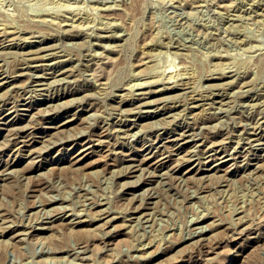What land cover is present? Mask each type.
<instances>
[{
  "label": "rangeland",
  "instance_id": "rangeland-1",
  "mask_svg": "<svg viewBox=\"0 0 264 264\" xmlns=\"http://www.w3.org/2000/svg\"><path fill=\"white\" fill-rule=\"evenodd\" d=\"M0 71V264H264V0H0Z\"/></svg>",
  "mask_w": 264,
  "mask_h": 264
},
{
  "label": "bare ground",
  "instance_id": "bare-ground-1",
  "mask_svg": "<svg viewBox=\"0 0 264 264\" xmlns=\"http://www.w3.org/2000/svg\"><path fill=\"white\" fill-rule=\"evenodd\" d=\"M30 29H31V28H30ZM37 29H38V28H37ZM35 30H36V29H35ZM35 30H34V32H35ZM39 31L42 32L41 29H40ZM1 32H2V31H1ZM45 32H46V31H45ZM5 33H6V32H5ZM43 33H44V32H43ZM48 33H49V32H48ZM46 34H47V33H46ZM49 34H50V33H49ZM5 35H6V34H5ZM7 35H8V34H7ZM3 37H4V35H3ZM7 37H8V36H7ZM9 37H10V36H9ZM45 38H47V37H45ZM3 40H5L4 42H6V38L3 39ZM46 40H47V39H46ZM1 41H2V39H1ZM43 41H44V40H43ZM1 43H2V42H1ZM5 44H6V43H5ZM3 45H4V44H3ZM6 45H8V44H6ZM50 49H51V48H50ZM48 50H49V49H48ZM29 53H31V52H29ZM25 57H26V56H25ZM29 57H30V56H29ZM32 57H33V56H32ZM41 57L43 58V56H41ZM41 57H40V58H41ZM30 58H31V57H30ZM47 59H48V58H47ZM45 60H46V59H45ZM19 62H20V61H19ZM59 62H60V61H59ZM64 63H65V62H64ZM64 63H63V64H64ZM14 64H15V63H14ZM19 64H20V63H19ZM58 64H59V63H58ZM32 65H33V63H32ZM53 65H54V64H53ZM60 65L62 66V64H60ZM23 67H24V66H23ZM13 68H14V67H13ZM31 68H32V67H31ZM22 69H23V68H22L21 66H19V65L17 66V64H16V68H15V71L13 72V74H14V73H16V74L19 73V74H18V75H12L11 77H12V78H15V77L23 76V74H22ZM26 70H27V69H26ZM56 71H57V70H56ZM72 71H73V70H72ZM0 72H1V71H0ZM2 72H3V71H2ZM24 72H25V71H24ZM26 73H27V72H26ZM60 73H61V71H60ZM66 73H67V72H66ZM68 73H69V72H68ZM4 74H5V73H4ZM7 74H8V73H7ZM51 74H52V73H51ZM2 75H3V74H2ZM9 75H10V74H9ZM26 75H27V74H26ZM56 75H57V74H56ZM31 76H32V75H31ZM43 76H44V75H43ZM54 76H55V74H54ZM54 76H53V77H54ZM1 77H2V76H1ZM37 77H40V76H37ZM227 77H228V76H227ZM20 78H21V77H20ZM30 79H31V78H30ZM208 79H210V78H208ZM23 80H24V79H23ZM64 80L66 81V79H64ZM31 81H32V80H31ZM1 82H2V83L0 84V86H4L8 81H7V82H3V81H1ZM63 82H64V81H63ZM66 82H69V81H66ZM8 83H9V82H8ZM20 83H21V82H20ZM23 83H24V82H23ZM27 83H28V82H27ZM27 83H26V84H27ZM29 83H30V82H29ZM10 84H11V83H10ZM12 84H13V83H12ZM21 84H22V83H21ZM31 84H32V83H31ZM42 84H43V83H42ZM42 84H41V85H42ZM49 84H50V83H49ZM51 85H52V84H51ZM17 86H19V85H17ZM176 86H177V85H176ZM11 87H12V86H11ZM43 87H45V86H43ZM49 87H50V85H49ZM52 87H53V86H52ZM173 87H174V86H173ZM177 87H178V86H177ZM179 88H180V87H179ZM11 89H12V88H11ZM46 89H47V87H46ZM218 89H219V88H218ZM8 90H9V88H8ZM13 90H15V89H13ZM16 90H17V89H16ZM29 90H30V89H29ZM32 90H33V89H32ZM44 90H45V89H44ZM44 90H43V91H44ZM54 90H55V89H54ZM54 90H53V91H54ZM221 90H222V89H221ZM224 90H225V89H224ZM18 91H19V90H18ZM20 91H21V90H20ZM20 91H19V92H20ZM30 91H31V90H30ZM33 91H34V90H33ZM35 91H36V90H35ZM50 91L52 92L51 89H50ZM78 92H79V91H78ZM187 92H188V91H187ZM217 92H218V91H217ZM10 93H12V91H11ZM30 93H31V92H30ZM63 93H64V92H63ZM220 93H221V92H220ZM50 94H51V93H50ZM135 94H136V93H135ZM137 94H138V93H137ZM145 94H147V93H145ZM182 94H184V93H182ZM218 94H219V93H218ZM223 94H224V93H223ZM225 94H226V93H225ZM10 95H11V94H10ZM10 95H9V96H10ZM28 95H29V94H27V96H28ZM37 95H38V94H37ZM142 95H143V94H142ZM142 95H140V96L143 97L144 95H143V96H142ZM9 96H8V97H9ZM15 96H16V94H15ZM15 96H14V97H15ZM27 96H26V97H27ZM49 96H50V95H49ZM130 96H132V95H130ZM224 96H225V95H224ZM224 96H223V97H224ZM6 97H7V96H6ZM6 97H5V98H6ZM28 97H29V96H28ZM146 97H147V96H146ZM192 97H193V96H192ZM19 98H21V96H20ZM204 98H205V97H204ZM204 98H202V99H204ZM210 98H211V97H210ZM6 99H7V98H6ZM13 99H14V98H13ZM23 99H24V98H23ZM127 99H128V98H127ZM131 99H132V98H131ZM135 99H136V98H135ZM194 99H195V98H194ZM196 99H198V98H196ZM4 100H5V99H4ZM10 100H11V99H10ZM15 100H16V99H15ZM47 100H48V99H47ZM143 100H144V98H143ZM191 100H192V99H191ZM2 101H3V100H2ZM5 101H6V100H5ZM59 101H61V100H59ZM122 101H123V100H122ZM176 101H177V100H176ZM179 101H180V100H179ZM213 101H214V100H213ZM215 101H216V100H215ZM215 101H214V102H215ZM6 102H7V101H6ZM11 102H12V101H11ZM51 102H52V101H51ZM133 102H134V101H133ZM133 102H132V103H133ZM142 102H143V101H142ZM172 102H173V101H172ZM177 102H178V101H177ZM188 102H189V101H188ZM202 102H203V101H202ZM217 102H218V101H217ZM2 103H3V102H2ZM2 103H1V104H2ZM119 103H120V102H119ZM132 103H131V104H132ZM138 103H140V102H138ZM155 103H156V102H155ZM157 103H158V102H157ZM178 103H179V102H178ZM180 103L182 104V102H180ZM215 103H216V102H215ZM54 104H55V103H54ZM121 104H122V103H121ZM199 104H200V102H199ZM199 104H198V105H199ZM204 104H205V103H204ZM212 104H213V103H212ZM13 105H14V104H13ZM15 105H16V104H15ZM66 105H67V104H66ZM135 105H136V104H135ZM192 105H193V104H191V106H192ZM194 105H195V103H194ZM200 105H202V104H200ZM0 106H1V105H0ZM10 106H11V105H10ZM49 106H50V105H49ZM61 106H62V104H61ZM61 106H60V107H61ZM137 106H139V105H137ZM175 106H176V105H175ZM196 106H197V105H196ZM204 106H205V105H204ZM211 106H212V105H211ZM211 106H210V108H211ZM66 107H67V106H66ZM131 107H133V106H131ZM134 107H135V106H134ZM179 107H180V106H179ZM181 107H182V106H181ZM184 107H185V106H184ZM212 107H213V106H212ZM8 108H9V107H8ZM21 108H22V107H21ZM25 108H26V107H25ZM27 108H28V107H27ZM46 108H47V107H46ZM51 108H52V107H51ZM57 108H58V107H57ZM139 108H140V106H139ZM141 108H142V107H141ZM167 108H170V107H167ZM176 108H177V106H176ZM201 108H202V107H201ZM214 108H215V107H214ZM6 109H7V108H6ZM54 109H55V108H54ZM121 109H123V108H121ZM135 109H136V108H135ZM137 109H138V108H137ZM162 109H163V108H162ZM164 109H165V108H164ZM164 109H163V110H164ZM190 109H191V108H190ZM193 109H194V108H193ZM10 110H13V109H10ZM57 110H59V109H57ZM61 110H62V109H61ZM63 110H64V109H63ZM146 110H147V109H146ZM184 110H185V109H184ZM186 110H188V109H186ZM150 111H151V110H150ZM153 111H154V110H153ZM201 111H202V110H201ZM46 112H47V111H46ZM48 112H49V111H48ZM48 112H47V113H48ZM53 112H54V111H53ZM132 112H133V111H132ZM6 113H7V112H6ZM130 113H131V112H130ZM134 113H135V112H134ZM156 113H157V112H156ZM201 113H202V112H201ZM3 114H4V113H3ZM121 114H122V113H121ZM121 114H120V115H121ZM125 114H126V113H125ZM149 114H150V113H149ZM149 114H148V115H149ZM192 114H193V113H192ZM195 114L200 115L199 113H196V112H195ZM4 115H5V116H4ZM4 115H3L4 117H2L1 119L4 120L6 123L9 122V119H10V118L7 119V117H8L9 115H6V114H4ZM32 115H33V114H32ZM170 115H171V113H170ZM210 115L212 116V114H210ZM34 116H36V115H34ZM43 116H44V115H43ZM122 116H123V115H122ZM168 116H169V115H168ZM195 116H196V115H195ZM260 116H261V115H260ZM260 116H259V117H260ZM213 117H214V116H213ZM251 117H252V116H251ZM253 117H254V116H253ZM259 117H256V118H259ZM168 118H169V117H168ZM193 118H194V117H193ZM198 118H199V117H198ZM205 118H206V116H205ZM210 118H212V117H210ZM254 118H255V117H254ZM6 119H7V120H6ZM123 119H124V118H122V120H123ZM129 119H130V118H129ZM133 119H134V118H133ZM207 119H209V118H207ZM207 119H206V120H207ZM251 119H252V118H251ZM31 120H32V119H31ZM130 120H132V119H130ZM136 120H137V118H136ZM197 120H198V119H197ZM254 120H256V119H254ZM263 120H264V119H263ZM33 121H34V120H33ZM56 121H57V120H56ZM71 121H72V120H71ZM169 121H170V120H169ZM169 121H168V122H169ZM195 121H196V120H195ZM204 121H205V120H204ZM2 122H3V121H2ZM30 122H31V121H30ZM37 122H39V121H37ZM159 122H160V121H159ZM205 122H206V121H205ZM208 122H209V121H208ZM208 122H207V123H208ZM121 123H123V122H121ZM121 123H120V124H121ZM154 123H155V122H154ZM195 123H197V122H195ZM202 123H203V122H202ZM254 123H255V121H254ZM33 124H34V123H32V125H33ZM38 124L40 125V123H38ZM132 124H133V123H132ZM5 125H6V124H5ZM61 125H62V124H61ZM197 125H199V124H197ZM24 126H26V125H24ZM33 126H34V125H33ZM35 126H36V125H35ZM57 126H58V125H57ZM137 126H138V124H137ZM142 126H143V125H142ZM189 126H190V125H189ZM189 126H186V127L188 128ZM209 126H210V125H209ZM9 127H10V126H9ZM26 127H27V126H26ZM31 127H32V126H31ZM58 127H59V126H58ZM115 127H116V126H115ZM115 127H114V128H115ZM131 127H133V125H131ZM138 127H139V126H138ZM198 127H200V126H198ZM259 127H260V126H259ZM28 128H30V127H28ZM46 128H47V126H46ZM125 128H126V127H125ZM161 128H162V127H161ZM206 128H207V127H206ZM36 129H37V128H36ZM118 129H119V128H118ZM142 129H144V128H142ZM11 130H12V129H11ZM21 130L24 131L25 129H20L19 132H21ZM123 130H124V129H123ZM127 130H128V129H127ZM150 130H151V129H150ZM150 130H149V131H150ZM183 130H184V129H183ZM202 130H205V129H202ZM245 130H246V128H245ZM7 131H8V130H7ZM116 131H117V130H116ZM157 131H158V130H157ZM194 131H195V130H194ZM19 132L15 131V132H13V133L11 132L10 134H11V136H12L13 138H17V136H21V133H19ZM91 132H92V131H90V133H91ZM119 132H120V131H119ZM125 132H126V131H125ZM132 132H133V131H132ZM144 132H145V131H144ZM191 132H192V131H191ZM247 132H250V131H247ZM253 132H254V131H253ZM263 132H264V131H263ZM6 133H7V132H6ZM93 133H95V132H93ZM135 133H136V132H134V135H135ZM141 133H142V132H141ZM159 133H160V132H159ZM250 133H251V132H250ZM254 133H255V132H254ZM7 134H8V133H7ZM27 134H28V133H27ZM29 134H30V133H29ZM119 134H120V133H119ZM126 134H127V133H126ZM146 134H147V133H146ZM8 135H9V134H8ZM84 135H85V133H84ZM143 135H144V134H143ZM192 135H193V134H192ZM194 135H195V134H194ZM80 136H81V135H80ZM99 136H100V135H99ZM120 136H121V135H120ZM178 136H179V135H178ZM184 136H186V133L181 134V135L179 136V138L172 139V140L169 141V142H176V141L180 140V137H184ZM190 136H191V135H190ZM199 136H200V134H199ZM258 136H259V135H258ZM260 136H261V135H260ZM7 137H8V136H7ZM22 137H24V136H22ZM51 137H52V136H51ZM76 137H77V136H76ZM123 137H124V136H123ZM129 137H130V136H129ZM140 137H141V136H140ZM191 137H192V136H191ZM121 138H122V137H121ZM127 138H128V137H127ZM160 138H161V137H160ZM166 138H167V137H166ZM196 138H197V137H196ZM251 138H252V137H251ZM25 139H26V138H25ZM25 139H24V140H25ZM74 139H75V137H74ZM102 139H103V138H102ZM254 139H255V138H254ZM21 140H22V139H21ZM24 140H23V141H24ZM27 140H28V139H27ZM31 140H32V139H31ZM168 140H169V139H168ZM186 140H187V139H186ZM189 140H190V139H189ZM206 140H207V139H206ZM12 141H14V140H12ZM16 141H19V139L15 140L14 142H16ZM57 141H58V140H57ZM106 141H107V140H106ZM164 141H165V140H164ZM195 141H196V140H195ZM208 141H209V140H208ZM225 141H226V140H225ZM255 141H256V140H255ZM255 141H254V142H255ZM53 142H54V141H53ZM53 142H52V143H53ZM59 142H60V141H59ZM61 142H62V141H61ZM92 142H93V141H92ZM107 142H108V141H107ZM220 142H221V141H219V143H220ZM223 142H224V140H223ZM226 142H228V141H226ZM7 143H8V142H7ZM7 143H6V144H7ZM29 143H30V142H29ZM55 143H58V142H55ZM143 143H144V142H143ZM153 143H155V142H153ZM198 143H199V142H198ZM202 143H203V141H202ZM212 143H213V141H212ZM215 143H216V141H215ZM217 143H218V142H217ZM219 143H218V144H219ZM241 143H242V142H241ZM257 143H259V142H257ZM14 144H15V143H14ZM23 144H24V143H23ZM104 144H105V143H104ZM160 144H161V143H160ZM180 144H181V143H180ZM221 144H222V143H221ZM251 144H252V143H251ZM7 145H8V144H7ZM7 145H5V146H7ZM55 145H56V144H55ZM80 145H81V144H80ZM85 145H86V144H85ZM92 145H93V144H92ZM106 145H107V144H106ZM114 145H116V144H114ZM170 145H171V144H170ZM219 145H220V144H219ZM236 145H237V144H236ZM3 146H4V145H3ZM19 146H20V145H19ZM95 146H96V145H95ZM109 146H110V145H109ZM116 146H117V145H116ZM145 146H146V144H145ZM145 146H143V147H145ZM163 146H164V145H162V146L159 145V146H158V145H156V144H152V145H150V146H147V147L145 148L144 152L152 153L154 150H156L155 152H157V150H159V148H160V147H163ZM194 146H196V145H194ZM198 146H199V144H198ZM198 146H197V147H198ZM237 146H238V145H237ZM13 147H14V146H13ZM17 147H18V146H17ZM20 147H21V146H20ZM85 147H86V146H85ZM165 147H166V146H165ZM169 147H170V146H169ZM171 147H172V146H171ZM215 147H216L215 144H211V146H209V147H208V145H207V148H206V150L204 151V152H205V155H210V154L213 153V151H216V148H215ZM226 147H227V146H226ZM231 147H232V146H231ZM246 147H247V146H246ZM1 148H2V147H1ZM90 148H91V147H90ZM135 148H136V147H135ZM187 148H188V147H187ZM217 148H218V147H217ZM219 148H220V147H219ZM233 148H234V147H233ZM18 149H19V148H18ZM32 149H33V148H32ZM37 149H38V148H37ZM121 149H122V148H121ZM129 149H130V148H129ZM136 149H137V148H136ZM138 149H139V148H138ZM191 149H192V148H191ZM194 149H195V148H194ZM204 149H205V148H204ZM260 149H261V148H260ZM27 150H28V148H27ZM30 150H31V149H30ZM33 150H34V149H33ZM33 150H31V151H33ZM38 150H39V149H38ZM41 150H42V149H41ZM167 150H168V149H167ZM171 150H172V148H171ZM171 150H170V151H171ZM11 151H12V150H11ZM23 151H24V150H23ZM35 151H37V150L35 149ZM43 151H45V150L43 149ZM100 151H101V150H100ZM161 151H162V150H161ZM186 151H187V150H186ZM188 151H191V150H188ZM188 151H187L186 153H188ZM197 151H198V150H197ZM233 151H234V150H233ZM26 152H27V151H26ZM38 152L41 153L42 151H38ZM122 152H123V151H122ZM130 152H131V151H130ZM168 152H169V151H168ZM211 152H212V153H211ZM216 152H217V151H216ZM245 152H246V151H245ZM15 153H16V152H15ZM28 153H29V152H28ZM32 153H34V152H31V154H32ZM81 153H82V152H81ZM159 153H160V152H159ZM166 153H167V152H166ZM230 153H231V152H230ZM18 154H19V152H18ZM18 154H17V155H18ZM29 154H30V153H29ZM127 154H128V153H127ZM170 154H171V153H170ZM176 154H177V153H176ZM190 154H191V153H190ZM225 154H226V153H225ZM244 154H245V153H244ZM34 155H35V154H34ZM41 155H42V154H41ZM84 155H85V154H84ZM107 155H108V154H107ZM122 155H123V154H122ZM148 155H149V154H148ZM192 155H193V154H192ZM197 155H199V154H197ZM236 155H237V154H236ZM251 155H252V154H251ZM120 156H121V155H120ZM165 156H166V154H165ZM189 156H191V155H189ZM222 156H223V155H222ZM240 156H242V155H240ZM254 156H255V155H254ZM81 157H82V156H81ZM177 157H178V155H177ZM183 157H184V156H183ZM193 157H194V155H193ZM199 157H200V156H199ZM210 157H211V156H210ZM210 157H208V158H210ZM220 157H221V156H220ZM227 157H228V156H227ZM231 157H233V156H231ZM243 157H244V156H243ZM30 158H31V157H30ZM117 158H119V157H117ZM131 158H132V156H131ZM151 158H152V156L144 157V158H143V161H141V162H144V161H146V160H150ZM161 158H163V156H161ZM161 158H160V159H161ZM180 158H182V157H180ZM187 158H188V157H187ZM189 158H191V157H189ZM213 158H214V157H213ZM217 158H219V157H217ZM225 158H226V157H225ZM229 158H230V156H229ZM245 158H246V156H245ZM259 158H260V157H259ZM77 159H78V158H77ZM124 159H126V158H124ZM135 159H136V158H135ZM140 159H141V158H140ZM158 159H159V157H158ZM182 159H183V161L185 162V160H184L185 158H182ZM191 159H192V158H191ZM195 159H196V158H195ZM201 159H202V158H201ZM260 159H261V158H260ZM34 160H36V159H34ZM75 160H76V158H75ZM130 160H132V159H130ZM136 160H137V159H136ZM176 160H177V159H175V161H176ZM189 160H190V159H189ZM189 160H188V161H189ZM210 160H211V159H210ZM238 160H239V159H238ZM245 160H246V159H245ZM258 160H259V159H258ZM1 161H3V160H1ZM77 161H78V160H77ZM124 161H126V160H124ZM175 161H174V162H175ZM208 161H209V160H208ZM235 161H237V160H235ZM30 162H32V161H30ZM33 162H34V161H33ZM73 162H74V161H72V163H73ZM120 162H121V161H120ZM133 162H134V161H133ZM177 162H179V161H177ZM226 162H227V160H225V159H224V160H223V159H220V162H219V163H218L213 169H214V170L216 169V171L219 170V168H221V165L225 164ZM228 162H229V161H228ZM233 162H234V161H233ZM179 163H181V162H179ZM205 163H206V162H205ZM209 163H210V162H209ZM258 163H260V162H258ZM138 164H139V163H138ZM142 164H143V163H142ZM260 164H261V163H260ZM140 165H141V164H140ZM140 165H139V166H140ZM180 166H181V165H180ZM212 166H213V165H212ZM212 166H211V167H212ZM233 166H234V165H233ZM258 166H259V164H258ZM120 167H121V166H120ZM137 167H138V166H137ZM260 167H261V166H260ZM6 168H7V167H6ZM142 168H143V167H142ZM142 168H141V170H142ZM176 168H177V167H176ZM233 168H234V167H233ZM257 168H258V167H257ZM120 169H122V168H120ZM125 169H126V171H127V168H125ZM128 169H129V170H128L127 174H130V173H133V172H134V171H133L134 166L131 165V163H130V166H129ZM156 169H157V168H156ZM167 169H168V168H167ZM178 169H179V168H178ZM227 169H228V168H227ZM227 169H226V171H228ZM261 169H262V168H261ZM12 170L14 171V169H12ZM12 170H11V171H12ZM146 170H147V169H145V171H146ZM159 170L161 171V169H159ZM211 170H212V169H211ZM253 170H255V169H253ZM123 171H124V170H123ZM150 171H151V170H150ZM154 171H155V170H154ZM156 171H157V170H156ZM255 171H256V170H255ZM3 172H4V171H3ZM8 172H9V171H8ZM8 172H6V173L4 172V173L2 174L4 180H8V179H10V176H11L10 174H11V173H8ZM141 172H142V171H141ZM166 172H168V171L166 170ZM197 172H198V171H197ZM218 172H219V171H218ZM228 172H229V171H228ZM246 172H248V171H246ZM0 173H1V171H0ZM12 173H13V172H12ZM118 173H120V172H118ZM121 173H122V172H121ZM124 173H125V172H124ZM154 173H155V172H154ZM154 173H153V174H154ZM162 173H163V172H162ZM168 173H169V172H168ZM210 173H211V172H210ZM210 173H209V174H210ZM214 173H215V171H214ZM243 173H244V172H243ZM251 173H252V172H251ZM254 173H255V172H254ZM14 174H15V173H14ZM127 174H125V175H127ZM140 174H141V173H140ZM142 174H143V173H142ZM149 174H150V173H149ZM158 174H159V173H158ZM163 174H166V173L164 172ZM170 174H171V173H170ZM206 174H207V173H206ZM211 174H212V173H211ZM211 174H210V175H211ZM236 174H237V173H236ZM246 174H248V173H246ZM246 174H244V175H246ZM249 174H250V173H249ZM249 174H248V175H249ZM257 174H258V173H257ZM115 175H116V174H115ZM125 175H124V176H125ZM130 175H131V174H130ZM147 175H148V174H147ZM161 175H162V174H160V175H158V176H161ZM213 175H214V174H212L211 176H213ZM12 176H13V175H12ZM120 176H121V174H120ZM144 176H145V175H144ZM150 176H151V175H150ZM153 176H154V175H153ZM171 176H172V175H171ZM203 176H204V175H203ZM205 176H206V175H205ZM205 176H204V177H205ZM242 176H243V175H242ZM141 177H142V176H141ZM148 177H149V175H148ZM1 178H2V177H1ZM1 178H0V179H1ZM3 178H2V179H3ZM18 178H19V177H18ZM24 178H25V177H24ZM26 178H27V177H26ZM26 178H25V179H26ZM142 178H143V177H142ZM142 178H139V179H142ZM172 178H173V177H172ZM172 178H171V179H172ZM198 178H199V177H198ZM209 178H210V176H209ZM13 179H14V178H13ZM21 179H22V178H21ZM21 179H20V180H21ZM137 179H138V178H137ZM139 179H138V180H139ZM158 179H159V178H158ZM162 179H163V178H162ZM204 179H205V178H203V180H204ZM22 180H23V179H22ZM143 180H144V179H143ZM149 180H150V179H149ZM10 181H11V180H10ZM165 181H166V180H165ZM165 181H163V182H165ZM169 181H170V180H169ZM169 181H168V182H169ZM173 182H174V181H173ZM138 183H139V182H138ZM147 183H148V182H147ZM149 183H150V182H149ZM155 183H156V182H155ZM165 183H166V182H165ZM171 183H172V182H170L169 184H171ZM185 183H187V182H185ZM124 184H125V183H124ZM133 184H134V183H133ZM136 184H137V182H136ZM175 184H176V182H175ZM188 185H189V184H188ZM128 186H130V185H128ZM128 186H127V187H128ZM133 186H134V185H133ZM137 186H138V185H137ZM157 186H161V185H157V184H156V187H157ZM162 186H163V185H162ZM167 186H168V187H167V189H168V188H169V185H167ZM178 186H179V185H178ZM123 187H124V186H123ZM125 187H126V186H125ZM165 187H166V186H165ZM170 187H171V186H170ZM158 188H159V187H158ZM162 188H163V187H162ZM162 188H159V189H162ZM174 188H176V187H174ZM159 189H157V191H158ZM151 191H152V189H151ZM174 191H177V190L174 189ZM178 191H179V190H178ZM195 191H196V190H195ZM161 192H163V191H161ZM142 193H143V192H142ZM152 193H153V191H152ZM178 193H180V192H178ZM145 194H147V193H145ZM159 194H161V193L159 192ZM134 195H135V194H134ZM147 195H148V194H147ZM156 195H157V194H156ZM143 196H144V195H143ZM149 196H150V194H149ZM192 196H193V195H192ZM53 197L55 198L54 195H53ZM56 197H58V196H56ZM136 197H137V196H136ZM50 198H51V197H50ZM145 198H146V196H145ZM55 199H56V198H55ZM134 199H136V198H134ZM156 199H157V198H156ZM158 199H159V198H158ZM52 200H53V199H52ZM66 200H67V199H66ZM38 201H39V200H38ZM101 201H102V200H101ZM145 201H146V200H145ZM39 202H40V201H39ZM48 202H49V201H48ZM93 202H95V201H93ZM148 202H149V201H148ZM148 202H147V203H148ZM41 203H42V201H41ZM46 203H47V202H46ZM102 203H104V202H102ZM94 204H95V203H93L92 205L94 206ZM99 204H100V203H99ZM144 204H145V203H144ZM144 204H143V205H144ZM36 205H37V203H36ZM92 205H91V206H92ZM42 206H43V205H42ZM91 206H89V207L91 208ZM93 206H92V207H93ZM138 206H139V205H138ZM147 206H148V205H147ZM0 207H1V206H0ZM37 208H38V207H37ZM93 208H94V207H93ZM133 208H135V207H133ZM141 208H143V207H141ZM149 208H150V207H149ZM2 209H3V208H2ZM41 209H42V208H41ZM60 209H61V207H60ZM62 209H63V208H62ZM98 209H99V208H98ZM98 209H97V210H98ZM106 209H107V208H106ZM0 210H1V209H0ZM46 210H48V209H46ZM66 210H67V209H66ZM90 210H91V209H90ZM93 210H94V209H93ZM49 211L51 212V210H49ZM63 211H64V210H63ZM101 211H103V210H101ZM109 211H110V210H109ZM45 212L48 213V211H45ZM142 212H143V211H142ZM3 214H4V213H3ZM40 214H41V213H40ZM44 214H45V213H44ZM44 214H43L42 216H44ZM51 214H52V213H51ZM55 214H57V213H55ZM61 214H62V213H61ZM61 214H60V215H61ZM95 214H96V213H95ZM105 214H106V213H105ZM107 214H108V213H107ZM143 214H144V213H143ZM147 214H148V213H147ZM1 215H2V214H0V216H1ZM28 215H29V214H28ZM30 215H31V214H30ZM46 215H48V214H46ZM60 215H58V216H60ZM76 215H77V214H76ZM79 215H80V212H79ZM102 215H104V214H102ZM141 215H142V214H141ZM148 215H149V214H148ZM204 215H205V214H204ZM204 215H203V216H204ZM209 215H210V214H209ZM54 216H55V215H54ZM65 216H66V215H65ZM142 216H143V215H142ZM145 216H146V215H145ZM30 217H31V216H30ZM48 217H49V216H48ZM96 217H97V216H96ZM105 217H106V216H105ZM137 217H138V216H137ZM199 217H200V215H199ZM54 218H55V217H54ZM94 218H95V217H94ZM98 218H99V217H98ZM100 218H101V216H100ZM100 218H99V219H100ZM106 218H107V217H106ZM148 218L150 219V217H148ZM0 219H1V218H0ZM6 219H7V218H6ZM8 219H9V218H8ZM41 219H42V217H41ZM95 219H96V218H95ZM95 219H94V220H95ZM144 219H145V218H144ZM198 219H199V218H198ZM246 219H247V218H246ZM4 220H5V219H4ZM9 220H11V219H9ZM27 220H28V219H27ZM39 220H40V219H39ZM137 220H138V219H137ZM137 220H136V221H137ZM200 220H201V219H200ZM238 220H239V219H238ZM238 220H237V221H238ZM242 220H243V219H242ZM244 220H245V219H244ZM1 221H2V220H1ZM6 221H8V220H6ZM6 221H5V222H6ZM22 221H23V220H22ZM31 221L33 222V220H31ZM31 221H30V222H31ZM46 221H47V220H46ZM48 221H49V220H48ZM50 221H51V220H50ZM50 221H49V222H50ZM53 221H54V220H53ZM61 221H62V220H61ZM92 221H93V220H92ZM136 221H135V222H136ZM149 221H150V220H149ZM197 221H198V220H197ZM239 221H240V220H239ZM239 221H238V223H239ZM245 221H246V220H245ZM245 221H243V222H245ZM72 222H73V221H72ZM138 222H139V221H138ZM144 222H145V221H144ZM240 222H241V221H240ZM246 222H247V221H246ZM248 222H249V221H248ZM14 223H15V222H14ZM22 223H25V222H22ZM64 223H65V222H64ZM223 223H224V222H223ZM5 224H6V223H5ZM8 224H12V222H11V223H8ZM25 224H26V223H25ZM27 224H28V223H27ZM47 224H48V223H47ZM55 224H56V223H55ZM74 224H75V223H74ZM74 224H73V225H74ZM19 225H20V224H19ZM31 225H32V224H31ZM63 225H66V224H63ZM88 225H89V224H88ZM142 225H143V224H142ZM238 225H240V224H238ZM0 226H2V225H0ZM28 226H29V225H28ZM199 226H200V225H199ZM202 226H203V224L201 225V227H202ZM206 226H207V225H206ZM206 226H205V228H206ZM216 226H217V225H216ZM5 227H7V226H5ZM15 227H16V226H15ZM41 227H42V226H41ZM232 227H233V226H232ZM248 227H249V226H248ZM39 228H40V227H39ZM44 228H45V227H44ZM47 228H48V227H47ZM49 228H50V227H49ZM49 228H48V229H49ZM53 228H54V227H53ZM193 228H194V227H193ZM199 228H200V227H199ZM205 228H204V229H205ZM229 228H230V227H229ZM234 228H235V227H234ZM72 229H73V228H72ZM195 229H196V228H195ZM206 229H207V228H206ZM209 229H211V227H210ZM32 230H33V228H32ZM36 230H37V229H36ZM193 230H194V229H193ZM201 230L203 231V228H202ZM231 230H232V229H231ZM233 230H234V229H233ZM2 231H4V230H2ZM12 231H13V230H12ZM19 231H20V230H19ZM19 231H18V233H19ZM22 231H23V230H22ZM26 231H27L26 234H30V231H29V232H28V230H26ZM189 231H190V230H189ZM194 231H195V230H194ZM194 231H193V233H194ZM196 231H197V229H196ZM198 231H199V229H198ZM234 231H235V230H234ZM249 231H250V230H249ZM24 233H25V231H24ZM193 233H192V234H193ZM15 234H16V233H15ZM21 234H22V233H21ZM102 234H103V233H102ZM200 234H201V233H200ZM202 234H203V233H202ZM243 234H245V233H243ZM250 234H251V231H250ZM6 235H7V234H6ZM24 235H25V234H24ZM105 235H107V234H105ZM111 235H113V234H111ZM195 235H197V234H195ZM236 235H237V234H236ZM258 235H259V234H258ZM13 236H14V235H13ZM18 236H19V235H18ZM27 236H28V235H27ZM30 236H31V235H30ZM108 236H109V233H108ZM193 236H194V235H193ZM200 236H201V235H200ZM242 236H243V235H242ZM23 237H24V236H23ZM31 237H32V236H31ZM183 237H184V236H183ZM233 237H234V236H233ZM235 237H236V236H235ZM255 237H256V236H255ZM257 237H258V236H257ZM261 237H262V236H261ZM263 237H264V236H263ZM263 237H262V238H263ZM21 238H22V236H21ZM102 238H104V237H102ZM187 238H188V237H187ZM189 238H191V237H189ZM199 238H200V237H199ZM13 239H14V238H13ZM19 239H20V238H19ZM24 239H26V238L24 237ZM24 239H22V241H23ZM203 239H204V238H203ZM205 239H206V238H205ZM259 239H260V238H259ZM182 240H183V239H182ZM255 240H256V239H255ZM262 240H263V239H262ZM194 241H195V240H194ZM198 241H199V240H198ZM200 241H202V239H201ZM41 242H42V241H41ZM103 242H105V241L103 240ZM110 242H111V241H110ZM114 242H115V241H114ZM256 242H257V241H256ZM112 243H113V242H112ZM182 243H183V241H182ZM197 243L199 244L200 242H197ZM79 244H80V243H79ZM79 244H78V245H79ZM81 244H83V243H81ZM104 244H106V243H104ZM107 244H108V243H107ZM75 245H76V244H75ZM75 245H74V246H75ZM110 245H111V244H110ZM208 245H211V244L209 243ZM13 246H14V245H13ZM84 246H86V245H83V247H84ZM199 246H200V245H199ZM211 246H212V245H211ZM76 247H77V246H76ZM83 247H82V248H83ZM86 247H87V246H86ZM143 247H145V246H143ZM170 247H171V246H170ZM209 247H210V246H209ZM212 247H213V246H212ZM74 248H75V247H74ZM77 248H78V247H77ZM107 248H108V247H107ZM145 248H146V247H145ZM145 248H144V249H145ZM199 248H201V247H199ZM214 248H215V247H214ZM58 250H60V249L58 248ZM67 250L69 251L70 249H67ZM142 250H143V249H142ZM199 250H200V249H199ZM209 250H210V249H209ZM47 251H48V250H47ZM60 251H61V250H60ZM64 251H66V250H63V252H64ZM72 251H73V250H72ZM74 251H75V250H74ZM84 251H85V250H83V252H84ZM136 251H137V250H136ZM201 251H202V250H201ZM211 251H213V250H211ZM61 252H62V251H61ZM206 252H207V251H206ZM46 253H47V252H46ZM48 253H49V252H48ZM48 253H47V254H48ZM54 253H55V252H54ZM66 253H67V251H66ZM76 253H77V252H76ZM80 253H81V252H80ZM208 253H210V252H208ZM49 254H50V253H49ZM52 254H53V253H52ZM55 254H56V253H55ZM67 254H68V253H67ZM77 254H78V253H77ZM204 254H205V253H204ZM42 255H43V254H42ZM71 255H72V254H71ZM53 256H55V255H53ZM77 257H78V256H77ZM77 257H75V258L78 259L79 257H78V258H77ZM84 257H85V256H84ZM86 258H88V257H86ZM82 259H83V258H82ZM84 259H85V258H84ZM84 259H83V260H84ZM64 260H65V259H64Z\"/></svg>",
  "mask_w": 264,
  "mask_h": 264
}]
</instances>
